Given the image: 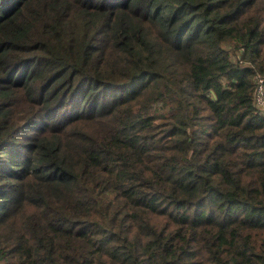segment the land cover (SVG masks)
<instances>
[{
	"label": "trees",
	"instance_id": "1",
	"mask_svg": "<svg viewBox=\"0 0 264 264\" xmlns=\"http://www.w3.org/2000/svg\"><path fill=\"white\" fill-rule=\"evenodd\" d=\"M264 0H0V264H264Z\"/></svg>",
	"mask_w": 264,
	"mask_h": 264
},
{
	"label": "built area",
	"instance_id": "2",
	"mask_svg": "<svg viewBox=\"0 0 264 264\" xmlns=\"http://www.w3.org/2000/svg\"><path fill=\"white\" fill-rule=\"evenodd\" d=\"M253 102L257 109L264 113L263 83L259 77H257L255 80Z\"/></svg>",
	"mask_w": 264,
	"mask_h": 264
},
{
	"label": "rangeland",
	"instance_id": "3",
	"mask_svg": "<svg viewBox=\"0 0 264 264\" xmlns=\"http://www.w3.org/2000/svg\"><path fill=\"white\" fill-rule=\"evenodd\" d=\"M256 107V106H255ZM257 108V107H256Z\"/></svg>",
	"mask_w": 264,
	"mask_h": 264
}]
</instances>
